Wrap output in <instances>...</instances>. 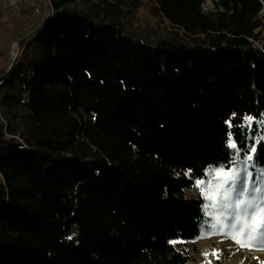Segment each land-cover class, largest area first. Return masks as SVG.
<instances>
[{
    "label": "trees",
    "instance_id": "trees-1",
    "mask_svg": "<svg viewBox=\"0 0 264 264\" xmlns=\"http://www.w3.org/2000/svg\"><path fill=\"white\" fill-rule=\"evenodd\" d=\"M207 1L0 6V264H192L229 134L264 168V0Z\"/></svg>",
    "mask_w": 264,
    "mask_h": 264
},
{
    "label": "rangeland",
    "instance_id": "rangeland-1",
    "mask_svg": "<svg viewBox=\"0 0 264 264\" xmlns=\"http://www.w3.org/2000/svg\"><path fill=\"white\" fill-rule=\"evenodd\" d=\"M31 1L28 0L24 8H30V10L33 12V8L31 6ZM39 4H41V0H38ZM211 2L208 0L205 4V9L211 8ZM4 8V7H3ZM6 9V8H5ZM11 12V10H9ZM21 12V11H20ZM19 12V13H20ZM12 13V12H11ZM19 13H12L15 16H18ZM41 18L44 21L47 16L44 9L41 10V13H39ZM9 13L6 11L5 19L9 20ZM261 20H262V26L258 30L259 39L256 44H258L260 47L264 44V7L260 14ZM136 22H138L140 25H150L157 31L160 32L165 29L170 28L168 22L166 19L162 17H156L153 15L150 11V3L144 1L143 6L137 11L136 13ZM42 23V22H41ZM40 23V24H41ZM15 42V41H14ZM13 42V43H14ZM13 43L10 46L13 45ZM23 47L19 43L15 47V53H17V58H15V62L20 58L21 52ZM9 50V52H10ZM252 122V121H251ZM254 148V147H253ZM250 155V154H249ZM244 158L240 157V160H243ZM252 162H249V165L247 167V171L251 173V177L249 180V191H251V185L256 182L257 180V173L258 170L261 168H258L256 170V173L253 174L252 170ZM233 167H236L234 165ZM232 167V168H233ZM240 169H244V165L241 164ZM231 169H224V172H221L219 176H210V179L208 181H205L203 185L199 186V190H188L187 195L191 197L197 196L198 193L204 194L202 192V188L206 189L208 183L210 180H214L215 184L214 186L217 187V192L209 193L210 196L215 198L217 202H219L220 195L219 192L224 187H226L224 181L227 180V176L225 173H230ZM243 175V172H241ZM257 186L264 187V183L259 184ZM233 199H235V193H231ZM260 195V194H257ZM250 198V197H246ZM211 204V201H209ZM237 211L235 209H228L227 212H225L224 209L219 208H210L208 213L210 216V222H209V229L203 234L202 237L198 238L195 241H190L184 244L186 247V250L188 251V254L191 256V262L192 264H264V243L257 242V233H252V240H251V246H240L234 239L230 238L228 235H226L224 232H211V225L214 222V217L225 215L227 218L225 220V224L227 225L232 221V214ZM239 211H243V209H240ZM260 213H257V217H259ZM241 238H244V234L241 233ZM207 254V255H206Z\"/></svg>",
    "mask_w": 264,
    "mask_h": 264
},
{
    "label": "snow or ice",
    "instance_id": "snow-or-ice-1",
    "mask_svg": "<svg viewBox=\"0 0 264 264\" xmlns=\"http://www.w3.org/2000/svg\"><path fill=\"white\" fill-rule=\"evenodd\" d=\"M249 124L252 121V117L244 118ZM264 124V121H261ZM226 142L227 146L235 150V156L230 159V164H235L236 167L231 168L230 173H225L228 177L224 181L226 187L220 190L219 202L215 200L209 193L217 192L218 189L214 186L215 181L210 180L207 188H202V192L205 195V199L211 201V204L205 205V210L209 208L224 209L227 212L228 209H235L232 214V221L225 224L226 216L214 217V222L211 225V232H224L230 238L234 239L240 246H251L252 233H257V242L264 243V187L257 186L264 183V168L258 170L257 180L251 185V191H249V180L251 173L247 171L249 162L253 161L255 149H248L245 147V157L240 160L241 148L237 145L235 140L231 138ZM264 140V136L260 137ZM251 152L252 155L247 154ZM244 165V169H240V165ZM209 176H219L221 172H224V168H210L208 170ZM243 172V175L241 174ZM197 186L203 185L204 181H196ZM235 193V199H233L231 193ZM260 194V195H257ZM246 197H250L247 198ZM243 209V211H239ZM257 213H260L257 217ZM241 233L244 234V238H241ZM207 255V254H206Z\"/></svg>",
    "mask_w": 264,
    "mask_h": 264
},
{
    "label": "built area",
    "instance_id": "built-area-1",
    "mask_svg": "<svg viewBox=\"0 0 264 264\" xmlns=\"http://www.w3.org/2000/svg\"><path fill=\"white\" fill-rule=\"evenodd\" d=\"M28 0H0V6L4 7L8 10H11L12 13L16 14L19 13L21 10H23L25 3ZM31 6L34 9V12L39 14L41 13V10L44 9L46 12L47 18L42 21V23L39 25V29L44 26L45 21L50 19L53 16L54 10L52 8L51 0H41V4H39L38 0L31 1ZM49 10L51 11V14L49 13ZM35 33V32H34ZM19 44V41H15L11 47L10 53L12 58H17V53H15V47ZM16 60V59H15ZM16 63V62H15Z\"/></svg>",
    "mask_w": 264,
    "mask_h": 264
},
{
    "label": "water",
    "instance_id": "water-1",
    "mask_svg": "<svg viewBox=\"0 0 264 264\" xmlns=\"http://www.w3.org/2000/svg\"><path fill=\"white\" fill-rule=\"evenodd\" d=\"M49 13L51 14V11L49 10ZM39 29V27L37 28V30ZM37 30H34V31H32V32H30L29 34H27L26 36H30L31 34H33L34 32H36ZM25 36V37H26ZM17 41H19V40H17ZM10 56H11V53H10ZM14 63H15V59L14 58H12V56H11V64H10V66H9V68L7 69V71H6V73L4 74V75H7L10 71H11V69L13 68V66H14Z\"/></svg>",
    "mask_w": 264,
    "mask_h": 264
}]
</instances>
